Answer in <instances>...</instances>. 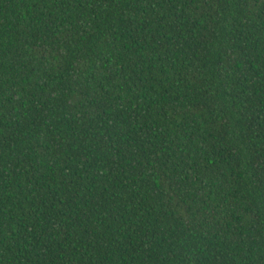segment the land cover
<instances>
[{"label": "trees", "instance_id": "1", "mask_svg": "<svg viewBox=\"0 0 264 264\" xmlns=\"http://www.w3.org/2000/svg\"><path fill=\"white\" fill-rule=\"evenodd\" d=\"M0 264H264V0H0Z\"/></svg>", "mask_w": 264, "mask_h": 264}]
</instances>
